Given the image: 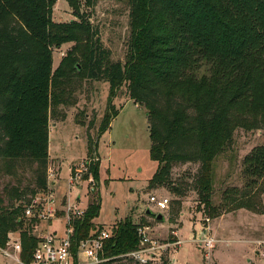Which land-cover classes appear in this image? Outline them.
Wrapping results in <instances>:
<instances>
[{
	"label": "trees",
	"instance_id": "16d2710c",
	"mask_svg": "<svg viewBox=\"0 0 264 264\" xmlns=\"http://www.w3.org/2000/svg\"><path fill=\"white\" fill-rule=\"evenodd\" d=\"M96 1L68 0L76 18L56 22L57 0H0V159L9 166L37 163L41 171L31 193L47 191L51 107L62 102L65 81L84 73L110 83L100 133L117 114L113 100L126 83L130 98L147 109L150 157L158 163L150 185L167 181L175 163L199 162L198 190L210 208L213 162L235 129L264 134V0H127L132 30L125 63L110 59L85 18L83 4ZM69 42L73 46L54 68V49ZM91 170L99 179V162ZM243 173L248 187L264 178V144L245 155ZM16 195L22 200L17 187L0 189V247L25 225L21 258L30 262L41 239L33 233L38 219L25 216L32 200L15 205ZM100 201L96 195L71 221L74 245L104 228L94 222ZM138 224L128 218L115 223L101 257L140 264L126 255L139 246ZM146 264L171 260L159 255Z\"/></svg>",
	"mask_w": 264,
	"mask_h": 264
},
{
	"label": "rangeland",
	"instance_id": "374dc122",
	"mask_svg": "<svg viewBox=\"0 0 264 264\" xmlns=\"http://www.w3.org/2000/svg\"><path fill=\"white\" fill-rule=\"evenodd\" d=\"M82 10L98 30L103 46L110 50V59L125 63L132 30L128 1L97 0L90 7L83 4ZM74 18L68 0H57L53 20L66 22ZM73 44L65 43L54 49V68ZM79 66L83 69L80 63ZM63 88L62 102L53 104L50 113L48 189L38 195L46 198L53 190L58 203H66L68 200L63 196L66 193L84 210L99 195L100 212L94 219L97 226L110 230L115 223L128 218L137 224H150L154 237L160 241L180 238L182 243L176 250L163 254L171 264H264V178L256 186L248 187L243 173L245 155L264 144L262 129L236 128L230 143L216 156L208 208L201 201L196 181L199 162L175 163L167 181L150 185L158 163L150 157L147 109L130 98L126 83L120 86L113 100L117 114L102 133L100 126L108 112L109 81L74 73ZM96 157L100 158L99 179L95 178L94 183L84 179L69 187L71 169ZM50 169L58 179L54 184V179L48 176ZM40 171L38 164L29 160H16L9 166L0 159V189L19 188L22 200L16 195L14 203L25 206L34 198L31 190L37 188ZM150 195L170 198L169 207L160 210L150 202ZM148 208L153 214L147 213ZM158 213L164 214L163 220L156 219ZM207 217L210 221L205 220ZM37 225L33 233L41 236L39 233L46 225L38 230ZM52 225L64 234L66 219H56ZM24 228L25 225L10 232L12 239L20 237ZM205 229L218 239L210 258L195 240L202 237ZM128 262L117 259L104 264ZM0 264L19 263L0 249Z\"/></svg>",
	"mask_w": 264,
	"mask_h": 264
},
{
	"label": "built area",
	"instance_id": "2783aa9c",
	"mask_svg": "<svg viewBox=\"0 0 264 264\" xmlns=\"http://www.w3.org/2000/svg\"><path fill=\"white\" fill-rule=\"evenodd\" d=\"M99 161V157L91 158L90 161L81 162L76 168L71 169L67 182L68 186L77 185L84 179L89 183H94L95 175L91 168L93 164ZM48 176L49 179H54L52 184L58 180L52 169L49 170ZM150 202H153L160 210H164L169 207L170 198L150 195ZM58 210L56 194L51 190L46 198L42 195L35 196L31 203L25 207V216L27 219L37 218L38 223L49 222L58 217ZM64 211L66 215L64 234H59L57 231H45L40 236L41 239L33 251L30 262H26L21 258L22 242L20 237L12 239V234H9L6 243L8 247H0V249L19 264H101L107 262L109 259L102 258L100 253L105 240L111 237L112 229L103 228L99 233L95 235L92 233L89 237L79 240L74 245L75 228L71 221L83 216L85 210L79 208L75 203L68 202L64 207ZM205 220L210 221V218L207 217ZM137 234L139 246L126 255L134 258L140 264H146L159 255H163L170 250H176L182 243L180 238L160 241L154 237V230L150 224H138ZM195 240L199 241V244L207 250L205 256L210 258L211 251L216 246L218 239L205 229L202 237Z\"/></svg>",
	"mask_w": 264,
	"mask_h": 264
},
{
	"label": "crops",
	"instance_id": "0c3cea01",
	"mask_svg": "<svg viewBox=\"0 0 264 264\" xmlns=\"http://www.w3.org/2000/svg\"><path fill=\"white\" fill-rule=\"evenodd\" d=\"M49 149H50V147H49ZM54 190H56V189H54ZM63 196L66 197L68 201L66 203H58V208H59V210H58V217L50 220L49 222H39L38 225L36 226V228L38 230L40 227L43 226V224L46 225V227H44L43 229H41V231L39 233L40 235H42L45 231H48V230L49 231H57L60 234V232H59L60 228L53 227L52 224H53V222L56 219L65 218L66 215H65L64 207H65V205L68 202L74 203L73 199L70 196H68V194L65 193V194H63ZM79 198H80V195L77 196V200H79ZM57 200H58V198H57Z\"/></svg>",
	"mask_w": 264,
	"mask_h": 264
},
{
	"label": "water",
	"instance_id": "95a60500",
	"mask_svg": "<svg viewBox=\"0 0 264 264\" xmlns=\"http://www.w3.org/2000/svg\"><path fill=\"white\" fill-rule=\"evenodd\" d=\"M147 213L151 214L153 212H152V210L150 208H148ZM156 218L159 219V220H163L164 219V214L163 213H158V214H156Z\"/></svg>",
	"mask_w": 264,
	"mask_h": 264
}]
</instances>
